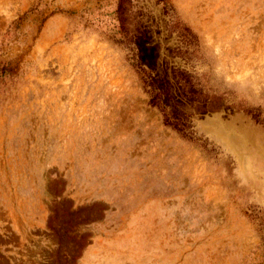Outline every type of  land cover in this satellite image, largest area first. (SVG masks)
I'll list each match as a JSON object with an SVG mask.
<instances>
[{
    "label": "rangeland",
    "instance_id": "374dc122",
    "mask_svg": "<svg viewBox=\"0 0 264 264\" xmlns=\"http://www.w3.org/2000/svg\"><path fill=\"white\" fill-rule=\"evenodd\" d=\"M0 68V264H264V0H0Z\"/></svg>",
    "mask_w": 264,
    "mask_h": 264
},
{
    "label": "trees",
    "instance_id": "16d2710c",
    "mask_svg": "<svg viewBox=\"0 0 264 264\" xmlns=\"http://www.w3.org/2000/svg\"><path fill=\"white\" fill-rule=\"evenodd\" d=\"M159 1H165V0H159ZM5 73H8V72L4 70L3 68H0V75H4ZM143 73L145 74V72ZM142 83L144 86L150 88L151 98L149 100V105L156 107L160 109L161 112H163V122L166 126H169L175 129L180 127V130L189 128V125L186 122L179 120L176 117L170 118L168 115L164 113L165 112L164 107L162 106L160 102V92L154 91V88L152 85L153 82H152V78L150 75H145V79L142 80Z\"/></svg>",
    "mask_w": 264,
    "mask_h": 264
}]
</instances>
